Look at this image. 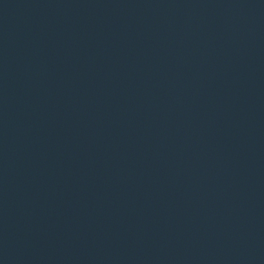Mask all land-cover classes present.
<instances>
[{"label": "water", "instance_id": "1", "mask_svg": "<svg viewBox=\"0 0 264 264\" xmlns=\"http://www.w3.org/2000/svg\"><path fill=\"white\" fill-rule=\"evenodd\" d=\"M0 264H264V0H0Z\"/></svg>", "mask_w": 264, "mask_h": 264}]
</instances>
